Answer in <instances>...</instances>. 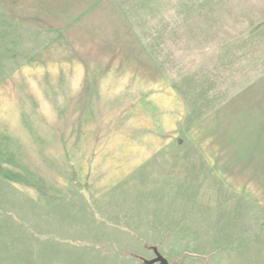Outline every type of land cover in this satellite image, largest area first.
Wrapping results in <instances>:
<instances>
[{
	"label": "rangeland",
	"instance_id": "1",
	"mask_svg": "<svg viewBox=\"0 0 264 264\" xmlns=\"http://www.w3.org/2000/svg\"><path fill=\"white\" fill-rule=\"evenodd\" d=\"M263 73L264 0H0V264H264L189 135Z\"/></svg>",
	"mask_w": 264,
	"mask_h": 264
},
{
	"label": "crops",
	"instance_id": "2",
	"mask_svg": "<svg viewBox=\"0 0 264 264\" xmlns=\"http://www.w3.org/2000/svg\"><path fill=\"white\" fill-rule=\"evenodd\" d=\"M244 77L251 80L240 83ZM244 77H227L241 85L221 91L189 130L199 153L190 164L202 163L204 193L211 196L206 210L223 207L231 195L264 211V73Z\"/></svg>",
	"mask_w": 264,
	"mask_h": 264
},
{
	"label": "water",
	"instance_id": "3",
	"mask_svg": "<svg viewBox=\"0 0 264 264\" xmlns=\"http://www.w3.org/2000/svg\"><path fill=\"white\" fill-rule=\"evenodd\" d=\"M154 257L150 259H144L143 262L146 264H174L169 262L164 256H162L155 248Z\"/></svg>",
	"mask_w": 264,
	"mask_h": 264
}]
</instances>
